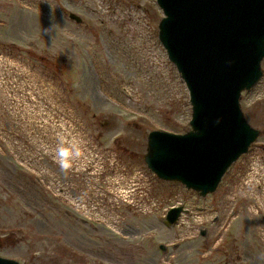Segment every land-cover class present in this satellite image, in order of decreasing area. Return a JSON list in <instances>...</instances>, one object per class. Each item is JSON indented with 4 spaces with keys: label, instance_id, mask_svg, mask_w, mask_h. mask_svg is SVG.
Wrapping results in <instances>:
<instances>
[{
    "label": "rangeland",
    "instance_id": "obj_1",
    "mask_svg": "<svg viewBox=\"0 0 264 264\" xmlns=\"http://www.w3.org/2000/svg\"><path fill=\"white\" fill-rule=\"evenodd\" d=\"M162 17L156 0H0V256L264 264V59L240 97L259 135L216 189L162 180L148 133H185L192 112Z\"/></svg>",
    "mask_w": 264,
    "mask_h": 264
},
{
    "label": "water",
    "instance_id": "obj_2",
    "mask_svg": "<svg viewBox=\"0 0 264 264\" xmlns=\"http://www.w3.org/2000/svg\"><path fill=\"white\" fill-rule=\"evenodd\" d=\"M156 2L164 14L158 37L188 90L191 128L185 133L150 131L144 161L158 178L205 196L259 135L245 118L240 97L263 74L264 0ZM183 211V206H172L167 222L176 223ZM0 264L21 263L0 256Z\"/></svg>",
    "mask_w": 264,
    "mask_h": 264
},
{
    "label": "clouds",
    "instance_id": "obj_3",
    "mask_svg": "<svg viewBox=\"0 0 264 264\" xmlns=\"http://www.w3.org/2000/svg\"><path fill=\"white\" fill-rule=\"evenodd\" d=\"M61 166H62V167H66L67 165H66V164H64V163L62 162Z\"/></svg>",
    "mask_w": 264,
    "mask_h": 264
}]
</instances>
